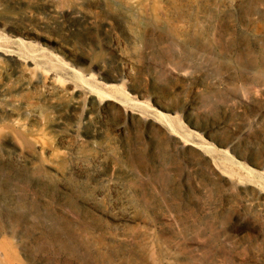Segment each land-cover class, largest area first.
<instances>
[{
    "label": "rangeland",
    "instance_id": "374dc122",
    "mask_svg": "<svg viewBox=\"0 0 264 264\" xmlns=\"http://www.w3.org/2000/svg\"><path fill=\"white\" fill-rule=\"evenodd\" d=\"M177 10L210 21L202 30L181 24ZM211 21L224 39L200 67L179 47L166 51L174 38L196 54L213 39ZM246 40L264 52V0H0V249L13 264H47L40 243L50 221L41 216L81 222L71 216L74 199L112 230L147 218L158 232L163 208L198 214L202 196L186 181L176 180L172 206L149 195L156 184L143 155L162 168L168 152L157 144L166 140L206 154V164L194 156V168L214 167L208 199L239 217L231 240L243 246L242 264H264V83L247 86L240 101L242 87L209 73L214 55ZM63 163L65 178L55 169ZM214 172L240 189L228 192Z\"/></svg>",
    "mask_w": 264,
    "mask_h": 264
},
{
    "label": "bare ground",
    "instance_id": "6f19581e",
    "mask_svg": "<svg viewBox=\"0 0 264 264\" xmlns=\"http://www.w3.org/2000/svg\"><path fill=\"white\" fill-rule=\"evenodd\" d=\"M176 19L181 24L191 20L199 30H202L204 24L210 21L203 13L195 17L184 10H177ZM208 33L212 34L213 39L204 41L196 54H187L189 45L180 39H177L176 42L174 38L170 39L166 51L170 53L179 47L181 56H184L183 59L188 66L200 67L208 53L218 50L217 41L224 39V34L217 35L213 22L206 31V34ZM255 47L254 42L246 40L245 44L235 45L228 56H222L218 53L213 56L210 62L209 73L212 79L222 83L228 82L234 86L233 88H236L237 85L243 88V91L237 92V99L240 101L247 99L246 93L249 89L247 86L264 83V52L261 51L260 47L258 49ZM181 56L176 55L175 57ZM84 101L85 104L87 99ZM230 101L233 103L234 99ZM85 108L86 106L83 110ZM124 115L127 114L124 113ZM157 148L168 152V157H166L168 162L162 168H155L143 152L142 163H146L148 169L145 175L151 176L150 179L154 180L156 184L149 195L159 196L162 201L165 200L166 205L172 206L174 203L171 193L177 189L176 180L186 181V187L195 186L197 192L202 196L198 214L187 208H163L159 217L162 227L158 232L152 228L153 224L147 218L133 219L134 225L131 227L112 230L108 225H97L94 209L77 208V205L80 207V203L74 199L70 204L71 207H75L71 216H76L79 221L82 219L84 223L76 221L75 223L64 224L56 216H41L50 221L41 232L42 242L40 243L42 251L46 254L47 264H52L56 259L70 264H242L245 260H243V246L238 247L231 240V233L241 221L238 216L233 217V214L227 218L222 214L220 208L212 207L208 193L210 186L213 189L215 182L212 180V184H209L207 173L212 175L214 167H208L210 166L208 165L207 169H204L206 167L194 168L196 166L193 162L194 156H199L201 161L206 164L208 162L206 154L195 145L178 140L158 141ZM132 157L133 159L137 158L136 155H132ZM65 167L66 163L55 166L56 172L61 178L66 177ZM208 169L211 170L208 172L206 171ZM31 171L34 172V169ZM213 175L222 178L223 182L226 181V184H229L228 192L238 190L240 186L238 183L240 182L227 180L226 176H221L216 172ZM237 179L239 180V178ZM70 189L74 192L76 188L72 185ZM154 190H157L158 193ZM125 193L128 195V199L133 197V191L130 188H126ZM83 203L87 204L88 198L83 200ZM18 211H22L24 216L26 215L24 211L27 210L19 209ZM7 229L9 230L6 232L18 239L14 227ZM98 233L109 235L112 240H107L106 237L100 236ZM0 235L3 234L0 232ZM145 255L147 259L141 257ZM0 264H13L9 254L1 249Z\"/></svg>",
    "mask_w": 264,
    "mask_h": 264
}]
</instances>
